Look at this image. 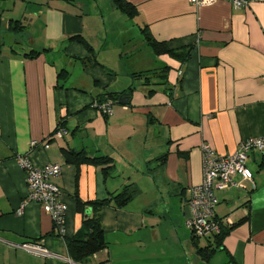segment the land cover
<instances>
[{
    "label": "crops",
    "instance_id": "0c3cea01",
    "mask_svg": "<svg viewBox=\"0 0 264 264\" xmlns=\"http://www.w3.org/2000/svg\"><path fill=\"white\" fill-rule=\"evenodd\" d=\"M127 1L138 9L133 18L113 0H0V264H70L18 245L37 241L67 256L66 239L83 225L78 200L107 199L129 184L136 193L127 204L102 208L108 245L86 264H264V153L248 162L255 188L217 191L218 217L242 221L224 250L205 259L186 225L188 189L203 179L202 143L230 153L241 140L264 138V0L244 8ZM145 27L171 49L192 46L190 58L146 50ZM76 34L94 53L69 39ZM33 49L40 53L28 56ZM166 66V83L132 76ZM132 84V105L115 104L108 116L96 107L102 94ZM61 123L64 135L52 137ZM32 140L49 148L31 149ZM64 149L111 157L110 174L67 162ZM21 155L62 165L53 182L69 206L63 236L46 206L26 200Z\"/></svg>",
    "mask_w": 264,
    "mask_h": 264
},
{
    "label": "built area",
    "instance_id": "2783aa9c",
    "mask_svg": "<svg viewBox=\"0 0 264 264\" xmlns=\"http://www.w3.org/2000/svg\"><path fill=\"white\" fill-rule=\"evenodd\" d=\"M193 5L207 6L223 0H189ZM231 2L235 8H244L252 0H224ZM179 73H182L180 71ZM96 107L106 116L113 113V101H104L95 103ZM65 130L58 129L52 137L60 138ZM47 149L49 143L44 141L32 140L31 149ZM202 166L203 179L199 184L193 185L188 189L189 200L187 205L190 208V216L186 220L187 227L200 237H209L221 232V227L227 223V219H221L217 215V206L219 198L217 191H224L231 188L246 189L247 183H251L255 188L254 172L249 167V159L253 157L256 151L264 153V138L251 137L241 140L237 148L230 153L218 152L211 144L203 142ZM18 162L25 172L26 182L29 188L27 201H36L44 206L50 212L55 225L56 232L63 236L66 231V216L69 209L64 200L65 193L53 178L58 177L62 172V165L50 163L44 166H37L33 163L29 155H21ZM24 204H22V207ZM20 212V210H19ZM18 247L27 252L44 256L57 257L70 264H81L75 262L70 255H58L39 242H25Z\"/></svg>",
    "mask_w": 264,
    "mask_h": 264
},
{
    "label": "trees",
    "instance_id": "16d2710c",
    "mask_svg": "<svg viewBox=\"0 0 264 264\" xmlns=\"http://www.w3.org/2000/svg\"><path fill=\"white\" fill-rule=\"evenodd\" d=\"M113 2L118 9H120L122 12H124L131 18L135 17L138 14V9L127 0H113ZM14 23L15 24H13L11 27L12 30L19 32L23 29V26L19 23V21H16ZM143 32L145 34L147 44L153 49L156 54H169L183 62L187 61L190 58L192 46H185L184 48L180 49H171L168 47L167 42L158 41L157 39H155L147 27L143 28ZM69 39L82 43L90 50L91 53H94V48L83 35L76 34L71 36ZM39 53L40 51L33 49L31 52L28 53V56L35 57ZM93 56L94 64L102 65L97 59V55L94 54ZM85 62H87V60H85ZM168 70L169 67L166 66L163 68L162 71L159 72V74L158 71L148 70L145 72L133 73L132 76L135 79H143V82L146 84L152 82L156 83L153 80L154 78L159 76L164 79L165 82L163 83H166ZM62 76H66L67 78L68 71L62 70L59 74V77ZM135 90L136 85L132 84L131 86L122 91H109L100 96L102 99L99 100V102L113 101L114 105H132V99ZM149 92L154 93L155 89L152 88L149 90ZM61 125L62 123L57 128V130L62 128ZM64 155L66 157L67 162L73 163L77 166L83 163L101 164L105 167L104 170L106 172V175L110 174V170L113 167V159L109 156H91L85 151H76L72 149H64ZM135 193V187L133 186V184H129L126 185L121 191L112 194V196L107 199L88 200L84 202L80 199L78 200V210L81 211L84 215L82 222L83 225L74 237L66 239L68 254L75 262L86 264L92 256L96 255L107 247L108 243L105 237L102 222V208L111 203H113L117 207L124 206L134 197ZM241 222L242 221L240 220L239 222L234 224H230L229 222L224 223L221 227L220 233L215 234L213 236L205 237L206 240H208V243L204 246L199 244L201 243V239L204 237L197 236L196 234H194L193 231L189 229L192 232L193 244L197 248L198 253L202 255L205 259H210L218 251L224 250V239L230 234L233 228Z\"/></svg>",
    "mask_w": 264,
    "mask_h": 264
},
{
    "label": "rangeland",
    "instance_id": "374dc122",
    "mask_svg": "<svg viewBox=\"0 0 264 264\" xmlns=\"http://www.w3.org/2000/svg\"><path fill=\"white\" fill-rule=\"evenodd\" d=\"M145 43H146V42H145ZM145 48H146V50L150 51V49H149V45L146 44V47H145ZM69 65H70V64H69ZM69 69H72V66H71V65L69 66ZM251 166H252V165H251ZM200 242H201V243H204L205 240H204V239H201ZM219 252H220V251H219ZM220 254H221V253H220Z\"/></svg>",
    "mask_w": 264,
    "mask_h": 264
}]
</instances>
